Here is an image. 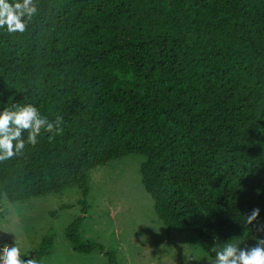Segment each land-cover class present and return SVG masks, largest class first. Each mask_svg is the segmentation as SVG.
<instances>
[{
	"label": "trees",
	"instance_id": "trees-1",
	"mask_svg": "<svg viewBox=\"0 0 264 264\" xmlns=\"http://www.w3.org/2000/svg\"><path fill=\"white\" fill-rule=\"evenodd\" d=\"M35 2L24 33L0 29V107L31 102L63 117V132L0 163V201L77 186L81 216L66 237L117 264L78 235L89 175L143 154L142 183L168 233L196 234L214 258L213 248L264 227V0ZM53 244L50 232L24 256L39 260Z\"/></svg>",
	"mask_w": 264,
	"mask_h": 264
},
{
	"label": "rangeland",
	"instance_id": "rangeland-1",
	"mask_svg": "<svg viewBox=\"0 0 264 264\" xmlns=\"http://www.w3.org/2000/svg\"><path fill=\"white\" fill-rule=\"evenodd\" d=\"M257 145L264 158V126L258 127ZM147 157L129 154L94 168L89 175L87 213L78 232L85 243H100L116 255L117 264H208L210 257L192 232H167L154 210V201L142 183L141 166ZM81 190L68 188L28 200L0 201V239H13L23 254L36 256L44 236L54 233L50 252L41 264H108L101 250L80 253L66 237L67 227L81 216ZM261 227L232 243H255ZM207 257V258H204ZM195 258V259H194Z\"/></svg>",
	"mask_w": 264,
	"mask_h": 264
},
{
	"label": "clouds",
	"instance_id": "clouds-1",
	"mask_svg": "<svg viewBox=\"0 0 264 264\" xmlns=\"http://www.w3.org/2000/svg\"><path fill=\"white\" fill-rule=\"evenodd\" d=\"M37 12L35 0H0V29L8 34L24 33ZM62 121L61 116L49 119L31 102L0 107V163L21 157L28 147L37 145L39 137L45 133H62ZM260 212L259 207L253 208L244 216L245 222L251 225ZM258 230L264 231V227ZM9 235L13 237L11 241L0 239V264H41L34 257L24 256L15 233ZM212 252L214 259H207L208 264H264V236H256L252 245L245 241L229 242L220 250L213 248Z\"/></svg>",
	"mask_w": 264,
	"mask_h": 264
}]
</instances>
